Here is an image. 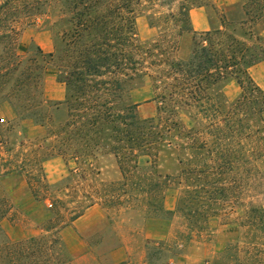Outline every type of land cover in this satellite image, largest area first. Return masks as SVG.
<instances>
[{
	"label": "trees",
	"instance_id": "trees-1",
	"mask_svg": "<svg viewBox=\"0 0 264 264\" xmlns=\"http://www.w3.org/2000/svg\"><path fill=\"white\" fill-rule=\"evenodd\" d=\"M155 4L148 9L158 33L142 41L136 19L143 0H0V101L11 102L20 122L47 127L52 140L45 157L32 158L39 169L33 181L27 180L32 197L45 202L47 195L40 197L38 188L61 187L49 184L43 173L48 159L71 156L85 162L110 152L122 183L120 193L106 197V202L123 198L129 207L142 208L152 217L179 213L192 234H200L226 206L240 205L245 209L241 226L253 242L262 244L264 203H243L240 198L251 189L264 194V89L251 76V69L264 61V37L257 30L264 24V0L235 6L243 14L238 21L223 10L220 26L205 32L193 29L190 10L211 4H183L182 24L172 20L173 15H158ZM40 24L53 30L54 51L45 53L35 46L28 56L21 55L22 32ZM51 64L65 87L64 100L55 106H65L67 120L58 125L48 112L52 105L44 91ZM229 81L241 89L230 105L224 95ZM146 82L158 104L156 115L149 118L139 114L134 98ZM182 115L189 116L192 127ZM167 151L174 155L175 167L162 173L159 163ZM24 170V165H14L0 172V179L24 175ZM170 187L180 191L175 210L165 208ZM89 200L76 207L63 203L54 208L51 203L44 235L11 241L3 234L2 222L28 212L16 209L0 193V264L70 262L60 233L96 205ZM231 247L235 245L227 247L222 259L231 257ZM147 250L149 263L163 258L173 264L181 255L167 241L150 243Z\"/></svg>",
	"mask_w": 264,
	"mask_h": 264
},
{
	"label": "rangeland",
	"instance_id": "rangeland-1",
	"mask_svg": "<svg viewBox=\"0 0 264 264\" xmlns=\"http://www.w3.org/2000/svg\"><path fill=\"white\" fill-rule=\"evenodd\" d=\"M148 1V3L146 2ZM247 0H242L245 3ZM144 5L137 10L136 30L142 41L154 38L158 30L151 26L148 6L155 4V12L158 15H173L176 22L182 24L180 7L184 5L209 3L210 15L214 21L213 27L220 26L221 11L213 8V0H143ZM228 16L232 21H238L243 17L241 8L227 7ZM223 11V10H222ZM171 21V18L169 19ZM257 30L263 35L264 24H260ZM241 33V31H239ZM264 37V35H263ZM35 46L41 47L45 53H51L55 47V35L48 25L26 27L22 32L18 44V52L28 56L29 51ZM2 50L0 48V54ZM256 83L258 84L259 82ZM261 84V83H260ZM45 99L51 103L48 112L52 116L55 125L67 120V111L64 105L57 109L56 103L64 100L65 87L57 81V72L54 64L44 77ZM241 89L237 82L229 81L224 88V95L230 105L240 95ZM61 98V99H60ZM134 98L139 104V114L143 118L153 117L157 113V102L153 101V92L150 82H146L134 92ZM187 127H192L189 116L182 115ZM49 139L47 127H40L31 120L20 122L14 112L10 101H0V172L12 169L14 165H24V175L11 174L0 179V193L6 195L16 205V209L28 212L21 214L17 220L6 219L2 222L3 234L11 241L29 239L44 235L43 221L50 216L49 205L54 202V208L67 203L70 207H76L80 203L87 204L92 198L96 205L101 206L107 219L103 225L91 228V252L100 257L117 244L119 233L134 236L143 247V228L147 219L162 218L148 216L142 208L129 207L123 198H111L120 193L122 174L116 158L110 152H103L95 158L90 157L85 162L75 161L71 156L54 157L43 163V173L51 185L61 184L57 190H45L38 188L36 191L40 197L47 195L45 202H35L28 188L27 180L39 173L38 167L33 164L35 155L45 157L49 153ZM174 155L171 151L162 153L159 163V171L171 173L174 170ZM141 164L145 166V160ZM180 195L179 189L170 187L166 192L165 208L175 210ZM88 197V198H85ZM110 199V198H109ZM243 203H264V194L259 195L255 190H246L241 195ZM62 203V204H61ZM107 203V204H106ZM242 206H226L215 216L207 221V225L200 234H192L185 218L177 213L170 218H162L168 222L170 231L167 242L171 247L181 252V255L173 260V264H264V241L257 244L252 241L245 228L241 226L245 216ZM191 237V238H189ZM1 239V238H0ZM147 245V244H146ZM150 245V243H149ZM148 245V246H149ZM229 259L221 256L227 247ZM147 246V247H148ZM146 247V246H145ZM172 249V248H171ZM147 255V248L144 249ZM136 259V264H139ZM146 264H166L163 258L152 259Z\"/></svg>",
	"mask_w": 264,
	"mask_h": 264
},
{
	"label": "crops",
	"instance_id": "crops-1",
	"mask_svg": "<svg viewBox=\"0 0 264 264\" xmlns=\"http://www.w3.org/2000/svg\"><path fill=\"white\" fill-rule=\"evenodd\" d=\"M213 3L222 12L227 7L241 4L242 0H213ZM210 10V5L197 6L190 10V20L195 31L205 32L213 29L214 21ZM251 76L264 89V61L251 69ZM106 219L107 215L104 209L99 205H94L87 209L83 216L72 225L61 231L64 251L70 258V262L67 264H136L137 258L139 264H146L147 255L144 249L149 243L166 241L170 234L168 222L165 219H147L143 228V247L133 235L126 234L125 236L123 233H119L117 244L98 258L91 252L90 229L103 225Z\"/></svg>",
	"mask_w": 264,
	"mask_h": 264
}]
</instances>
